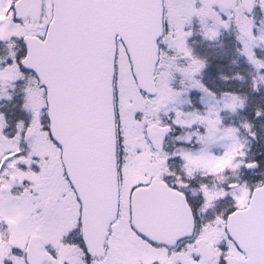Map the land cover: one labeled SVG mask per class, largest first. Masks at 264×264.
<instances>
[{
	"label": "snow or ice",
	"instance_id": "obj_1",
	"mask_svg": "<svg viewBox=\"0 0 264 264\" xmlns=\"http://www.w3.org/2000/svg\"><path fill=\"white\" fill-rule=\"evenodd\" d=\"M0 264H264V0H0Z\"/></svg>",
	"mask_w": 264,
	"mask_h": 264
}]
</instances>
